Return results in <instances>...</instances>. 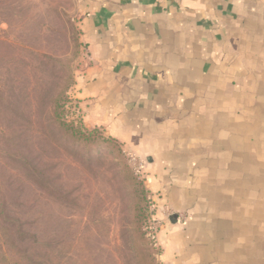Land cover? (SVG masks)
<instances>
[{
  "label": "crops",
  "instance_id": "0c3cea01",
  "mask_svg": "<svg viewBox=\"0 0 264 264\" xmlns=\"http://www.w3.org/2000/svg\"><path fill=\"white\" fill-rule=\"evenodd\" d=\"M74 5L81 118L142 165L160 264H264V0Z\"/></svg>",
  "mask_w": 264,
  "mask_h": 264
},
{
  "label": "rangeland",
  "instance_id": "374dc122",
  "mask_svg": "<svg viewBox=\"0 0 264 264\" xmlns=\"http://www.w3.org/2000/svg\"><path fill=\"white\" fill-rule=\"evenodd\" d=\"M83 58L74 0H0V209L24 249L60 264H160L161 222L144 180L118 142L81 118ZM55 97L76 151L61 150L46 129ZM19 153L45 171L51 193L17 169Z\"/></svg>",
  "mask_w": 264,
  "mask_h": 264
},
{
  "label": "trees",
  "instance_id": "16d2710c",
  "mask_svg": "<svg viewBox=\"0 0 264 264\" xmlns=\"http://www.w3.org/2000/svg\"><path fill=\"white\" fill-rule=\"evenodd\" d=\"M45 104H47L48 109L46 114L49 116L48 125L46 129L50 133L51 139H55V143L59 146L61 150L66 152L76 151L75 146L69 145V141H76V129H73L71 126L66 125L61 122L57 115L58 108V97L54 99H49ZM70 135H69V134ZM11 134V133H10ZM14 135L15 133L12 132ZM62 135L63 139L59 141L56 139V136ZM16 137V134H15ZM18 138H22L23 134L18 133ZM82 138V137H81ZM83 141H87L84 137ZM6 141H9L6 139ZM19 159L12 158V161L16 164L17 169L26 171L28 178L31 182L36 185L41 190L51 193L52 192V184L49 180H46L45 171L37 170L34 166L29 167L27 161H25V156L19 153ZM35 175V176H34ZM50 183V184H49ZM60 198V197H59ZM3 209H0V261L6 263L8 261L9 264H20V262H16L19 259L24 261L26 264H60L52 259V256L43 252L36 253V250L33 248L24 249L21 245L20 239L14 238V235H17L16 221L9 220L5 217Z\"/></svg>",
  "mask_w": 264,
  "mask_h": 264
},
{
  "label": "built area",
  "instance_id": "2783aa9c",
  "mask_svg": "<svg viewBox=\"0 0 264 264\" xmlns=\"http://www.w3.org/2000/svg\"><path fill=\"white\" fill-rule=\"evenodd\" d=\"M132 161V165L134 168V173L139 176L141 179H143V173H142V165L140 164V162L136 161L135 159L131 158ZM144 180V179H143ZM152 202V201H151ZM153 203V202H152ZM152 207L154 208V205L152 204Z\"/></svg>",
  "mask_w": 264,
  "mask_h": 264
},
{
  "label": "water",
  "instance_id": "95a60500",
  "mask_svg": "<svg viewBox=\"0 0 264 264\" xmlns=\"http://www.w3.org/2000/svg\"><path fill=\"white\" fill-rule=\"evenodd\" d=\"M174 218H176V217H174Z\"/></svg>",
  "mask_w": 264,
  "mask_h": 264
}]
</instances>
